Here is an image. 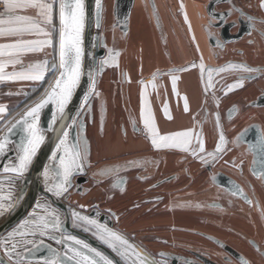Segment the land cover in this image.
Returning <instances> with one entry per match:
<instances>
[{
	"label": "flooded vegetation",
	"instance_id": "flooded-vegetation-1",
	"mask_svg": "<svg viewBox=\"0 0 264 264\" xmlns=\"http://www.w3.org/2000/svg\"><path fill=\"white\" fill-rule=\"evenodd\" d=\"M133 1L129 27L125 30L130 0H96V23L98 15L101 16V27L96 33L100 38L99 47L106 50L107 62L113 56L115 45H121L120 41L128 43L137 4L150 5L160 34L167 33L170 28L165 22L166 18L173 16L170 9V12L162 11L157 0ZM83 4L85 34V0ZM258 7L259 0H206L205 4L208 19L205 30L213 54L222 59L219 64L208 65L205 73L207 75L209 69L214 72L226 69L215 73L218 76L216 86L209 88L211 95L219 98L215 115H219L221 130L233 135L223 151L214 152L195 175L191 168H184V175L180 174L182 167L159 177L162 161L156 154H136L116 163L98 160L94 156L91 129L102 130L107 107L97 79L76 117L79 145L81 148L87 145L82 170H72L67 193L58 197L48 191L63 179L61 158L67 162L73 155L70 127L67 137L64 135L61 139L65 143L61 145L59 142L47 165L42 178L45 192L38 195L23 219L0 235V254L14 264H45L31 259L39 254L36 246L48 243L59 248L61 254L67 252L70 255V241L79 240L87 244L88 249H95L107 257L112 264H118L117 260L132 264L131 258H135L132 252L137 249L148 252L154 264H264V163H261L264 150V61L257 60L264 55V15ZM215 8L222 12L218 17L210 14L217 12ZM222 32L229 40L223 39ZM232 64L255 71L230 68ZM123 72L125 76V70ZM240 79H243L244 86L231 98L226 90ZM243 90H250L252 95H241ZM37 94L28 102L29 106L44 95ZM69 102L70 99L64 111ZM63 113L59 112V117ZM134 127L138 129L136 124ZM35 135L43 137L41 145L48 133L38 130ZM65 147L69 150V158ZM5 150L0 151V161ZM12 163L15 161L10 158L1 172L14 173L22 178L20 183H23L27 169L23 174L5 171ZM18 185L12 183L8 188L19 192ZM0 206L1 212L10 210L13 205L3 200ZM52 213L61 221L59 231L50 228L47 235L33 234L36 226L32 221H38L40 216L52 220ZM73 213L96 220L126 238L134 248L113 249L100 239L95 225L77 220ZM52 233L56 239L52 238ZM61 236L64 237L62 243L59 242ZM69 236L75 240H68ZM122 252L125 254L121 255Z\"/></svg>",
	"mask_w": 264,
	"mask_h": 264
},
{
	"label": "crops",
	"instance_id": "crops-1",
	"mask_svg": "<svg viewBox=\"0 0 264 264\" xmlns=\"http://www.w3.org/2000/svg\"><path fill=\"white\" fill-rule=\"evenodd\" d=\"M157 1L162 11L170 12V9L173 13L172 17L169 16L168 19H165L168 27L170 26L168 32L160 34L149 4L146 6L137 4L131 22V34L128 43L120 41L121 45H115L116 49L112 53L113 56L107 59L106 71L104 69L103 73L98 74L99 91L106 101L107 118L102 130L91 129V136L95 144L94 156L100 161L110 160L116 163L122 159L132 158L136 154H156L162 161L159 177L171 173L173 169H181L182 167L183 169L179 171L180 174L184 175L185 169L191 168L192 174L195 175L200 165L213 156L214 152H217L222 131L220 121L217 122L215 115L219 106V98L211 95L205 89L209 72L206 75L205 70L202 72L199 65L202 61L206 68L210 64H219L222 59L213 54L205 30V25L208 23L205 16L206 0ZM58 3L59 0H56L53 11L55 31H53L52 26L42 25L46 31L52 32L50 37L53 40L52 46H44L43 50L39 52L13 53L12 56L0 55V62H5V67L0 75L44 72L41 80H0V106L5 108V111L0 112V133H3L28 108V102L41 90L52 72L51 62L57 61L59 63V30L61 24ZM258 8L264 15V0H259ZM185 12L187 13V20H185ZM2 14H0V19H8ZM15 14L37 18L35 9L17 10ZM189 23L191 28H189ZM3 26L7 27V25ZM19 38L21 37L0 36V44L14 43ZM22 38L43 40L49 37L24 34ZM3 51L7 52L8 50ZM10 59H19L21 63H6ZM44 60L48 61L46 69L30 67L42 63ZM257 60L264 61V55L258 57ZM193 64L196 66L193 67ZM173 69L186 70L173 72ZM123 70H125V76ZM158 70L160 75L157 76L156 87L153 88L149 81ZM212 72L216 84L218 76L215 74L216 72ZM172 75L179 77L175 88L172 84ZM145 84H147L148 108L154 118L158 134L167 136L191 131L192 135L188 138L190 142L186 148H156L152 144V134L145 126L144 115L142 114L144 111L142 93L145 91ZM241 88L243 87L235 88L232 91H229L228 88L226 91L228 95H231V98H234L236 96L235 91ZM241 95L250 97L252 93L250 90H243ZM184 97H187L188 101L187 110L184 107ZM165 105L168 107L167 114L164 111ZM135 124L138 129H135ZM224 137L226 143L223 148L231 143L233 135L225 134ZM200 140L203 141V152L199 150ZM193 152L196 154L193 155ZM184 177L188 178L187 176Z\"/></svg>",
	"mask_w": 264,
	"mask_h": 264
},
{
	"label": "snow or ice",
	"instance_id": "snow-or-ice-1",
	"mask_svg": "<svg viewBox=\"0 0 264 264\" xmlns=\"http://www.w3.org/2000/svg\"><path fill=\"white\" fill-rule=\"evenodd\" d=\"M56 0H3L4 7L6 11L2 14L3 16H7L8 19H0V36H16L21 37L17 39L14 43L9 44H0V55H8L12 56L13 53H21V52H39L42 51L44 46H52L53 40L50 38L52 36V32L46 31V28L42 25L52 26L53 31H55V27L53 25V11L54 4ZM183 7V5H182ZM26 9H35L36 17L28 15H17L15 14L17 10H26ZM59 9V20L61 24V28L59 30V67L64 69L61 72V77L66 79H57L56 85L53 88L52 92L49 94L48 98L43 100L40 104H37L34 108L30 109L29 112L25 114L24 117L21 118V121H18V124L26 125V130L30 133L33 139L28 140V144L31 146L30 148L24 149V155L19 159V167L18 168H5V171H13V172H23L27 169L28 164L31 163L32 156L35 154L36 147H38L39 143L43 140V137H37L35 135V124L28 123V117H32L33 120H37L38 116H34V113H38L40 108H42L45 104L49 102L54 96H59L58 104L59 111L63 113L64 106L67 103L68 99L71 97V89L75 87V85L79 81L80 76V65H81V57L83 55V49L81 47V34L84 28V4L83 0H59L58 3ZM187 13L185 12V20H187ZM3 25H7L4 27ZM189 28L191 25L189 23ZM24 34H37L44 35L45 37H49L48 39L43 40H26L23 39ZM194 39V37H193ZM7 49L5 52L3 50ZM118 55V53H117ZM6 63L9 64H17L21 63L19 59H10ZM102 63H107V61H103ZM48 66V61L44 60L42 63H37L30 67L34 69H46ZM195 67L196 65H192ZM5 67V62H0V73L3 72V68ZM53 69L56 68V65H52ZM201 71L205 70V66L201 61L199 65ZM230 68H239L243 69L245 72L255 71L254 69L248 68L244 65H229ZM186 69H173L172 71H180ZM212 71L208 70V85L211 86L212 81ZM217 74L219 72L226 71L225 68H220L215 70ZM160 75L159 70L157 73H154L149 83L152 84V87H156V78ZM44 72L39 71L37 74H26V73H12L10 75H0V80H41L43 79ZM172 84L175 88L176 82L179 79L178 76L172 75ZM141 83H144L141 81ZM243 79H240L233 85L229 87V91H232L235 88L243 87ZM63 85V86H62ZM145 91L142 93L144 97V111L142 114L144 115V124L149 129L152 134V144L156 148H171V147H185L190 142L189 137H191V131L178 132L174 134H170L167 136H160L158 134V130L154 123V118L152 117L151 111L148 108V100H147V84L144 85ZM57 89H60L59 93ZM184 107L185 110L188 109V101L187 97H184ZM5 111L4 106H0V112ZM165 114L168 113V107L165 105L164 107ZM169 118H171L169 116ZM217 122H219V115L217 114ZM11 131V129H9ZM67 137V133L64 134ZM183 138V139H178ZM6 141V138H5ZM5 141H0V151H3L5 148ZM219 144L217 145V151H223V146L226 143L225 137L221 132L219 137ZM65 142L61 141V145ZM200 152L204 151L203 141L200 140ZM69 150L65 147V152L67 153ZM196 153L193 152V155ZM87 156V145L85 144L83 148L80 146L76 147V150L73 155L70 156L68 161L66 162L63 158H61V165L63 166V179L58 183L54 184L52 187L48 188L49 192L54 193L56 196H61L68 191V185L70 184L69 177L72 175V170L75 168L76 170H82L83 163L82 161ZM203 159V157H201ZM261 163H264V150H262V159ZM47 174V173H46ZM2 207V206H0ZM40 207V205H38ZM53 219L48 220L45 216H40L39 220H33L32 223L36 226L33 230V234L35 232H39L42 235H47L48 229H55L59 231L61 227V221L55 213L51 214ZM74 217L80 221H87L90 225H95L98 229L100 239L105 243L109 244L110 247L116 249L117 251L120 248H134L133 245L129 244V241L126 238H123L120 234L113 232L111 229L106 228L104 225L98 224L96 220H92L87 216H81L79 213H73ZM14 233L13 235H15ZM20 235H24L23 232L19 233ZM52 238L56 239L55 233H52ZM68 240H75V237L69 236ZM64 237L59 238V242H63ZM77 244L83 245V248L88 249L89 246L84 244L83 241H76ZM91 252L95 253L96 257L100 259L97 260L89 255H86L79 251L76 248H72V256L69 259L75 260L76 264H112V261L107 257L102 256L101 253L96 252L95 249H90ZM125 253H121L124 255ZM64 255L67 257L68 253L65 252ZM137 261L139 264H144V261L141 259V255L139 252H134ZM45 264H62L59 256L53 250L52 258L45 261ZM247 264V262H245Z\"/></svg>",
	"mask_w": 264,
	"mask_h": 264
},
{
	"label": "water",
	"instance_id": "water-1",
	"mask_svg": "<svg viewBox=\"0 0 264 264\" xmlns=\"http://www.w3.org/2000/svg\"><path fill=\"white\" fill-rule=\"evenodd\" d=\"M86 3V27L85 34L82 32L81 34V47L83 49V55L81 57V65H80V76L79 81L71 89V97L70 102L68 103L64 113L61 117H59V104L58 99L59 96H54L47 104H45L42 108H40L38 113H34V116H38L37 120H33L32 117H28L29 124H35V134L39 130L40 133L46 131L48 133L45 140L39 145L38 149L35 151V156L31 160V163L28 165L27 172L25 174V179L23 183H20L21 177H18L14 173L7 174L2 173L1 169L6 166L7 161L12 158L15 163H12L10 168H16V165H19V159L24 155V149L28 148V140L33 139L30 133L26 130V125L18 124V121H21V118L25 116L30 109L34 108L37 104H40L43 100L47 99L49 94L52 92L53 88L56 85L57 79H66L61 77V72L64 69L60 68L57 61L51 62V69L56 71V76L47 90V92L34 104L30 105L25 111L17 117L1 134L0 141H5V152L4 156L0 161V203L3 200H7L10 204H12V208L10 210L1 211L0 212V235H2L7 229L18 223L21 219H23L28 211L35 204L38 195L42 192H45L44 184H43V176L47 169V165L50 163V160L57 149L59 142L61 141L64 134L69 130L72 135L73 142V154L79 145V137L77 131V122L76 117L81 113L84 102L86 101V97L89 93V89L92 83L97 82L98 74L103 73L105 61L106 50L105 48H100V38L96 33V29L101 27V16L98 15L97 23L96 21V0H85ZM134 1L130 0L129 8L127 10L128 17L125 22V30H128L129 27V18L132 10ZM99 10L101 6L98 7ZM216 13L212 14V16L218 17L222 12L218 11L217 8ZM101 11V10H100ZM99 11V12H100ZM220 24V23H218ZM216 24V25H218ZM217 27V26H216ZM217 31L216 28H214ZM223 39L226 38V34L222 32ZM236 37V35H235ZM229 40V39H227ZM55 64L56 68L53 69L52 65ZM63 86V85H62ZM60 89H57L59 93ZM11 129V131H9ZM69 158V154H66ZM14 185L19 184L18 187L20 189L19 192L13 191L8 187H11V184ZM70 245L68 248H76L82 253L89 255L97 260L99 257H96L95 253L91 252L90 249L83 248V245L77 244L75 241H70ZM38 256H34L31 259H37L45 262L52 258L53 250L59 256L62 264H76L75 260L69 259L72 254H68L66 257L64 253L61 254L59 248L54 245L44 243L43 245H38L35 247ZM96 252H98L96 250ZM141 255V259L144 261V264H154L152 262L153 258L150 256L148 252L144 250L137 249V251ZM100 253V252H99ZM145 253V257H144ZM134 255V251L132 252ZM135 256V255H134ZM118 264H123V262L118 261ZM132 264H139L136 256L135 258H131ZM0 264H14L9 262L3 255L0 254Z\"/></svg>",
	"mask_w": 264,
	"mask_h": 264
},
{
	"label": "trees",
	"instance_id": "trees-1",
	"mask_svg": "<svg viewBox=\"0 0 264 264\" xmlns=\"http://www.w3.org/2000/svg\"><path fill=\"white\" fill-rule=\"evenodd\" d=\"M52 62H54V61H52ZM51 71H52V72H51L49 78L45 81V83L43 84V86H42L40 92H39L37 95H41V94L43 93V91L47 88V86H48L49 83L52 81L53 77L55 76L56 71H54V70H52V69H51Z\"/></svg>",
	"mask_w": 264,
	"mask_h": 264
},
{
	"label": "rangeland",
	"instance_id": "rangeland-1",
	"mask_svg": "<svg viewBox=\"0 0 264 264\" xmlns=\"http://www.w3.org/2000/svg\"><path fill=\"white\" fill-rule=\"evenodd\" d=\"M212 70H213V69H212ZM211 74H213V72H212ZM214 85L216 86V84H215V82H214V80H213V75H212L211 86H209L208 83H207V84L205 85V89H206L207 91H209V88L213 87ZM221 132L225 135V133H224L223 130H222Z\"/></svg>",
	"mask_w": 264,
	"mask_h": 264
},
{
	"label": "built area",
	"instance_id": "built-area-1",
	"mask_svg": "<svg viewBox=\"0 0 264 264\" xmlns=\"http://www.w3.org/2000/svg\"><path fill=\"white\" fill-rule=\"evenodd\" d=\"M5 7H4V4H3V0H0V14H2L3 12H5Z\"/></svg>",
	"mask_w": 264,
	"mask_h": 264
}]
</instances>
